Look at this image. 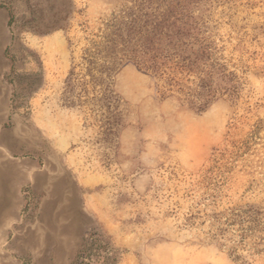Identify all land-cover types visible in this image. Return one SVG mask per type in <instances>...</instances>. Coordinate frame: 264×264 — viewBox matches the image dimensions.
Instances as JSON below:
<instances>
[{
	"label": "rangeland",
	"instance_id": "374dc122",
	"mask_svg": "<svg viewBox=\"0 0 264 264\" xmlns=\"http://www.w3.org/2000/svg\"><path fill=\"white\" fill-rule=\"evenodd\" d=\"M135 1L0 0V264H73L93 232L115 264H241L208 226L228 206H264V0L196 6L236 76L215 75L204 111L133 64L111 110L83 104L72 66ZM261 124L258 154L236 155Z\"/></svg>",
	"mask_w": 264,
	"mask_h": 264
},
{
	"label": "trees",
	"instance_id": "16d2710c",
	"mask_svg": "<svg viewBox=\"0 0 264 264\" xmlns=\"http://www.w3.org/2000/svg\"><path fill=\"white\" fill-rule=\"evenodd\" d=\"M199 2L139 0L124 6L99 34L89 39L80 62L74 63L70 70L67 87L80 88L78 97L83 104L101 102L109 111L115 100L114 77L123 67L133 64L163 81L167 91H176L196 111H204L219 91L214 85L215 75L229 80H232L230 75L236 76L233 71H227L217 56L212 24L195 14ZM78 67L84 71H77ZM192 76L193 87L183 86V80L191 81ZM261 128L262 124L258 125L252 136L242 142L236 155L242 148V153L253 150L257 140L254 137ZM258 152L254 149L249 154ZM225 183L227 180H222L219 187ZM222 197L215 201L221 202ZM210 217L208 234L220 241L235 261L250 264L258 256L264 258V206L250 203L228 206ZM91 237L79 249L73 264H115L116 251L105 236L93 232ZM242 251H248L249 255L245 256Z\"/></svg>",
	"mask_w": 264,
	"mask_h": 264
}]
</instances>
